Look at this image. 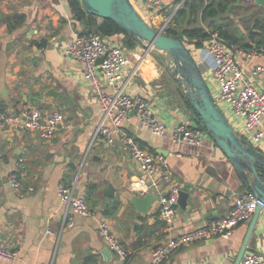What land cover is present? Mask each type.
Returning <instances> with one entry per match:
<instances>
[{
    "label": "crops",
    "instance_id": "0c3cea01",
    "mask_svg": "<svg viewBox=\"0 0 264 264\" xmlns=\"http://www.w3.org/2000/svg\"><path fill=\"white\" fill-rule=\"evenodd\" d=\"M132 1L147 17L144 0ZM235 1L229 4L230 30L245 33L254 21L264 23L261 5L254 0ZM178 2L165 0L163 14L176 13ZM246 22L249 26L245 28ZM86 24L87 20L77 21L70 0H0L3 107L10 114L28 107L58 109L71 123L70 128L61 126L52 140L20 126L0 129V236L19 253L17 260H0V264H148L154 248L172 233L160 217L158 201L149 213L139 212L132 203L143 173L118 135L112 134V144L103 135L95 136L103 112L83 78L82 65L63 54ZM117 38L115 41L122 43L121 37ZM239 62L250 74L255 64L264 65V55L250 62L240 58ZM135 66L125 73L124 92L146 99L169 128L180 122L197 125L193 110L181 95L183 89L179 90V83L167 72L158 51L150 50ZM104 125L113 129L109 119ZM124 128L142 147L167 157L172 182L190 192L191 208L177 206L173 233L224 216L242 193L244 186L232 164L212 142L200 147L176 144L170 133L155 136L144 129L135 114L124 122ZM259 149L264 152V141ZM11 174L21 181L23 195L10 186ZM61 182L75 185L92 210L90 215H76L72 228L63 229L66 206L59 193ZM110 186L112 192L107 194ZM30 188L33 191L29 192ZM103 220L111 223L125 256L112 252L100 235ZM249 225L250 220L241 223L231 237L217 236L185 246L161 264H235ZM104 249L111 251V260L103 254ZM251 251H264V211L248 246L247 252Z\"/></svg>",
    "mask_w": 264,
    "mask_h": 264
},
{
    "label": "built area",
    "instance_id": "2783aa9c",
    "mask_svg": "<svg viewBox=\"0 0 264 264\" xmlns=\"http://www.w3.org/2000/svg\"><path fill=\"white\" fill-rule=\"evenodd\" d=\"M187 1L179 0L176 11ZM144 3L149 12L148 20L150 21L149 16L156 17L161 25L160 30L165 31L175 13L163 14L162 5L165 0H144ZM150 50L152 48L147 47L146 44L141 50L138 48L129 50L120 41L98 33L89 35L76 33L72 42L64 47L63 54L82 65L83 78L90 85L92 98L100 105L103 112V121L95 136L103 135L106 141L112 144L114 142L112 134H117L143 173L140 187L136 188L137 196L145 197L149 193H154L159 197L160 217L172 233L167 240L154 248L148 264H161L168 256L185 246L217 236L231 237L235 229L241 223L250 220L259 207L264 211V201L250 191L239 193L224 216L192 230L173 233L181 188L172 182L168 158L151 153L142 147L127 133L124 122L135 114L144 129L155 136H165L170 133L171 140L176 144L187 143L200 147L213 140L208 131L199 124L188 125L180 122L169 128L164 121L157 118L153 106L146 99L124 92L123 83L127 69L134 64L137 68ZM199 52L197 64L213 98L235 131L259 149L264 141V125L261 126L264 116V76L262 77L264 65L255 64L248 74L239 59L243 58L250 62L264 54L247 50L235 43L226 44L220 39L218 32L211 34ZM100 59H102L101 63L98 62ZM108 88H114L115 92L109 93ZM107 119L112 122V130L104 125ZM18 126L37 131L44 140H52L61 126L70 128L71 123L58 109L47 111L28 107L19 114H10L0 101V129ZM9 184L18 195L24 194L22 183L16 174L9 176ZM31 191L33 188L29 189V192ZM75 192V185L60 183L59 193L66 206L63 229L75 225L76 215L92 214L85 196L80 194L76 196ZM99 233L112 252L120 256L127 254L108 220L101 221ZM18 257V250L0 236V260L13 262ZM241 264H264V251L247 252Z\"/></svg>",
    "mask_w": 264,
    "mask_h": 264
},
{
    "label": "water",
    "instance_id": "95a60500",
    "mask_svg": "<svg viewBox=\"0 0 264 264\" xmlns=\"http://www.w3.org/2000/svg\"><path fill=\"white\" fill-rule=\"evenodd\" d=\"M264 8V0H254ZM88 13L103 19L114 20L127 34L138 38L147 47L160 53V59L166 63L167 72L181 85L184 97L193 109L195 122L205 128L213 142L232 164L241 185L264 201V152L241 137L232 127L227 117L213 98L197 61L187 45L179 38L169 36L157 29L136 7L132 0H82ZM163 8L165 3H163ZM102 62V59L98 61ZM51 93L53 89L50 90ZM79 189L75 195H79ZM112 192V186L106 193ZM112 194V193H111ZM190 192L180 190L178 205L189 210ZM159 200L154 193L145 197L136 196L132 203L141 213H149ZM262 208L259 207L252 218L235 264H241L247 253L249 243L255 231ZM206 244L205 242L201 245ZM103 254L111 260L112 253L104 249Z\"/></svg>",
    "mask_w": 264,
    "mask_h": 264
},
{
    "label": "trees",
    "instance_id": "16d2710c",
    "mask_svg": "<svg viewBox=\"0 0 264 264\" xmlns=\"http://www.w3.org/2000/svg\"><path fill=\"white\" fill-rule=\"evenodd\" d=\"M234 2L236 1H187L176 11L165 32L169 36L179 38L185 45L191 42L190 44L198 49L203 47L204 42L210 38L213 32H218L220 39L226 44L235 43L247 50H255L264 54V23H260L258 20L254 21L245 33L242 31L237 33L236 30H230L228 27V19L231 16L228 11L231 9L229 4H234ZM70 7L75 13L77 21L87 20L83 31L79 33L80 35L98 33L112 40L118 39L119 36L122 44L129 50L136 49L142 44L138 38L125 33L114 20L103 19L88 13L82 0H70ZM222 14L227 15H223L224 18H227L225 23L221 21ZM181 93L187 105L192 109L189 101L184 97V92ZM93 188L92 185L89 190L92 191Z\"/></svg>",
    "mask_w": 264,
    "mask_h": 264
},
{
    "label": "rangeland",
    "instance_id": "374dc122",
    "mask_svg": "<svg viewBox=\"0 0 264 264\" xmlns=\"http://www.w3.org/2000/svg\"><path fill=\"white\" fill-rule=\"evenodd\" d=\"M149 18H150V21L153 23L152 25L153 26H158V27H156V28H161V25H159V22H158V20L156 19V17H154V18H151L150 16H149ZM245 24V28L246 27H248L249 25V23L248 22H246V23H244ZM251 26V25H250ZM249 26V27H250ZM249 29V28H248ZM247 29V30H248ZM191 42H188L187 43V47H188V49L190 50V52L192 53V55H193V57H194V60H198L199 59V57H200V52H199V49L198 48H196V47H194V46H192L191 44H190ZM162 62H164V61H162ZM165 63V62H164ZM175 85V87H176V84H174ZM178 87H179V90H182V87H181V85L180 84H178ZM173 91H175V92H177L176 90H174L173 89ZM175 95L177 96V98H179L178 97V93H175ZM181 95H182V93H181ZM212 143L213 144H215L213 141H212ZM216 145V144H215ZM242 192H247V189L244 187V188H242V190H241Z\"/></svg>",
    "mask_w": 264,
    "mask_h": 264
}]
</instances>
